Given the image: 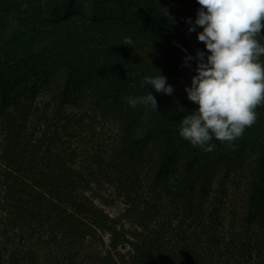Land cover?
I'll return each instance as SVG.
<instances>
[{
	"label": "trees",
	"instance_id": "1",
	"mask_svg": "<svg viewBox=\"0 0 264 264\" xmlns=\"http://www.w3.org/2000/svg\"><path fill=\"white\" fill-rule=\"evenodd\" d=\"M32 1L0 0V30L21 19L25 10L27 15L35 12V22L26 25L32 31L36 23L56 20L74 0H39L37 5ZM111 2L157 36L152 53L163 51L169 59L182 49L178 34L192 41L202 30L197 27L196 32H189L186 22L195 21L200 7L196 0ZM159 9H167L170 15L160 16ZM91 21L96 27L114 28L97 18ZM175 22L184 25L185 31H176ZM67 35L68 44L63 42L53 60L35 55L15 65L0 64L1 233H18L25 239L30 264H69L76 244L102 236L108 240L104 264H242L237 244L230 241L234 235L229 243L220 244L223 225L215 220L213 210L204 216L200 196L201 171L212 166L219 147L203 153L179 141L181 120L171 97L157 100V112L143 105L129 106L125 97L143 92L117 86L113 80L118 82L124 72L112 65H105L101 72L92 70L84 58L88 45L78 43L77 34L75 38L71 32ZM36 61L45 70L39 82L33 83L35 72L24 65ZM119 64L115 57L113 65ZM40 88L47 95L38 102L33 96ZM163 95L159 93L158 98ZM183 105V116L196 108ZM98 114L120 122L126 134L115 148L88 156V164L95 168L87 172L84 162L78 164L77 153L64 148V137L76 125L88 126L87 120ZM142 168L148 173L147 189H142L139 180ZM251 173L254 177L246 186L248 226L260 214L264 200V149ZM99 174L118 181L125 190L130 207L124 216L132 224L127 226L120 217L108 214L91 196L94 183L102 179L97 178ZM243 241L250 242L248 232ZM237 243H242L241 238ZM257 247L260 264H264V238ZM3 248L0 237V264H5Z\"/></svg>",
	"mask_w": 264,
	"mask_h": 264
},
{
	"label": "rangeland",
	"instance_id": "2",
	"mask_svg": "<svg viewBox=\"0 0 264 264\" xmlns=\"http://www.w3.org/2000/svg\"><path fill=\"white\" fill-rule=\"evenodd\" d=\"M38 1L33 0L32 2L37 5ZM99 4L100 7H98V0H74L56 20L48 24L36 23L32 31L29 29L30 26L26 25L28 22H35L33 20L35 12L31 11L27 15V11L24 10L25 13L23 12L20 18H24L25 21L14 19L7 29L0 30V64L15 65L35 55L57 58L60 48H63V42L68 44L67 32H71L74 34L73 38L75 34L79 36L78 43L88 45L89 48H86L84 58L85 64L89 65L92 70L101 72L105 65H112L117 71L121 69L124 72L119 75L121 79L118 82L113 80L117 86L121 88L129 86L130 89L143 92V95L149 91L156 100L162 102L171 97L172 102L178 105L177 118L179 116L182 120L184 117L181 113L184 108L183 104L196 106L188 100L184 88L190 85L191 77L195 75L196 51H205V58L207 56L203 43L198 40H186L184 35L177 33V40L186 52L180 49L171 59L160 50L152 53L153 44L155 41L159 42L156 40L157 36L140 27L130 14L118 10L111 0H99ZM169 12L167 9H159L160 16H169ZM94 18L111 23L114 25L113 30L96 27L91 21ZM128 25H130V30H128ZM174 25L179 33L185 31L184 25H178L176 22ZM84 38H88L87 42L83 40ZM186 55L193 57L187 66L184 65ZM115 57L120 59L119 66L113 65ZM261 62L264 64V57H261ZM27 68L35 72L31 74V81L39 82L45 67L36 61L34 65L31 63L24 65V69ZM155 69L159 70V73L168 81H173L171 86L174 91L171 96L164 94L159 99V93L151 86H141L143 77L158 75ZM111 76L114 78V75ZM46 95L45 90L40 88L33 97L39 102ZM180 103H183L181 107H179ZM256 111L258 112L257 121L254 126L247 128L243 136L236 141L234 149L227 148L224 144L213 140L215 148L219 147L218 157L211 167H204L200 180L203 187L200 196L204 205V216H210L213 210L215 220L223 225L220 244L224 245L230 241L233 244L236 243L239 256L242 257H240L242 264H260L261 252L257 243L264 238V200L260 214L253 224L248 226L245 222L248 206L246 186L248 181L254 177L250 175L251 170L254 166H258L261 150L264 149V107H258ZM87 122L89 125L84 128L76 125L75 129L63 139L66 142L64 148L74 150L79 156L78 164L84 162L83 166L87 172H90L95 165L88 164V156L115 148L117 142L126 134V128L111 117L100 114L96 117L92 116ZM179 141L188 143L182 137ZM100 176L99 174L97 178H102ZM139 180L142 189H147L150 182L145 168L139 169ZM118 184V181L102 178L94 183L91 196L108 214L120 217L122 223L128 226L133 223V220L124 215L130 203L125 190ZM1 232L0 227L5 264H30L26 257L28 245L25 239L21 238L18 233L11 232L3 235ZM246 232H248L250 242L243 241ZM232 235L234 236L228 241ZM234 238L235 241H233ZM240 238L242 243L239 244L237 242ZM107 249V236H102L97 240L86 239L76 244L71 250L73 256L69 264H104L103 258Z\"/></svg>",
	"mask_w": 264,
	"mask_h": 264
},
{
	"label": "clouds",
	"instance_id": "3",
	"mask_svg": "<svg viewBox=\"0 0 264 264\" xmlns=\"http://www.w3.org/2000/svg\"><path fill=\"white\" fill-rule=\"evenodd\" d=\"M196 2L200 7L195 21L186 22L189 32L202 29L196 32V39L203 43L207 56L205 51H196L195 75L184 91L197 107L183 117L178 132L206 153L215 150L213 140L234 149L236 141L257 121L256 109L264 107V0ZM192 59L186 55L184 65ZM155 70L158 75L143 77L141 86L171 96L173 87ZM125 100L133 108L143 105L157 112L158 102L149 91Z\"/></svg>",
	"mask_w": 264,
	"mask_h": 264
}]
</instances>
